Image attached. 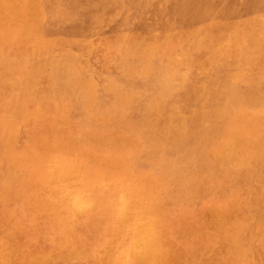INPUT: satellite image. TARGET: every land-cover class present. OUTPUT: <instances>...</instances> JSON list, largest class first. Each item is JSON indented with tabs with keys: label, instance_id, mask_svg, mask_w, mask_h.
<instances>
[{
	"label": "rangeland",
	"instance_id": "1",
	"mask_svg": "<svg viewBox=\"0 0 264 264\" xmlns=\"http://www.w3.org/2000/svg\"><path fill=\"white\" fill-rule=\"evenodd\" d=\"M0 10V264H264V0Z\"/></svg>",
	"mask_w": 264,
	"mask_h": 264
},
{
	"label": "bare ground",
	"instance_id": "2",
	"mask_svg": "<svg viewBox=\"0 0 264 264\" xmlns=\"http://www.w3.org/2000/svg\"><path fill=\"white\" fill-rule=\"evenodd\" d=\"M13 1H14V0H13ZM34 1H35V0H34ZM16 2H17V0H16ZM11 4H14V3L12 2ZM17 5L19 6V4H17ZM28 5H29V4H28ZM14 7H15V6H14ZM11 8H13V7L11 6ZM11 8H10V9H11ZM18 8H19V7H18ZM1 9H2V8H1ZM19 9H20V8H19ZM19 9H18V10H19ZM7 11H8V10H7ZM0 12H1V10H0ZM20 12H21V11H20ZM5 13H6V12H5ZM0 15H1V14H0ZM7 15L9 16V14H7ZM10 16H11V15H10ZM25 17H26V14H25ZM12 19H13V18H12ZM9 20H10V19H9ZM14 20H15V19H14ZM17 20H18V19H17ZM0 21H2V19H1ZM5 22H6V21H5ZM7 22H8V21H7ZM24 22H25V20H24ZM28 23H29V22H28ZM9 24H10V23H9ZM32 24L35 25V23H34L33 21H32ZM2 25H3V24H2ZM24 25H25V23H24ZM27 25H28V24H27ZM29 25H30V24H29ZM34 25H33V26H34ZM21 26H22V24H21ZM14 27H15V26H14ZM23 27H25V26H23ZM6 28H7V27H6ZM16 28H17V27H16ZM25 28H26V27H25ZM27 28H28V27H27ZM12 29H13V28H12ZM14 29H15V28H14ZM22 29H23V28H22ZM19 30H20V29H19ZM24 30H25V29H24ZM29 30H31V28H30ZM4 31H6V30H4ZM22 31H23V30H22ZM1 33H3V32H1ZM18 33H19V32H18ZM12 34H13V33H12ZM20 34H24V33H20ZM3 35H4V34H3ZM16 35H18V34H15L14 36H16ZM25 35H27V33H25ZM19 36H20V35H19ZM27 36H28V35H27ZM5 37H6V36H5ZM9 37H10V35H9ZM17 38H18V37H17ZM7 39H8V37H7ZM15 39H16V38H15ZM19 39H20V38H19ZM19 39L17 40L18 42H19ZM25 40H26V39H25ZM29 41H30V40H29ZM14 43H15V42H14ZM24 43H25V42H24ZM15 44H16V43H15ZM17 44H18V43H17ZM21 44H23V43H21ZM27 44H28V43H27ZM18 46H20V45L18 44ZM12 47H13V46H12ZM16 47H17V46H16ZM17 48H18V47H17ZM5 49H6V48H5ZM12 50H14V49L12 48ZM5 51H6V50H5ZM15 51H16V50H15ZM3 53H4V50H3ZM7 58H8V57H7ZM10 58H11V57H10ZM8 59H9V58H8ZM38 111H39V110H38ZM36 112H37V111H36ZM36 112H35V113H36ZM41 112H42V111H41ZM24 113H25V112H24ZM28 113H30V112H27V114H28ZM31 113H32V112H31ZM53 113H54V112H53ZM27 114H26V115H27ZM32 114H33V113H32ZM32 114H31V115H32ZM43 114H44V113H43ZM31 115H30V116H31ZM64 115H65V114H64ZM246 115H247V114H246ZM28 116H29V115H28ZM51 116H52V115H51ZM57 116H58V115H57ZM60 116H61V115H60ZM106 116H107V115H106ZM242 116H243V115H242ZM247 116H248V115H247ZM257 116H258V115H257ZM49 117H50V116H49ZM114 117H115V115H114ZM238 117H239V115H238ZM245 117H246V116H245ZM22 118H23V116H22ZM28 118H29V117H28ZM28 118H27V119H28ZM41 118H42V116H41ZM46 118H47V117H46ZM255 118H256V117H255ZM24 119H25V118H24ZM38 119H39V118H38ZM44 119H45V118H44ZM48 119H50V118H48ZM52 119H53V118H52ZM56 119H57V118H56ZM59 119H60V118H59ZM62 119H63V118H61V120H62ZM244 119H245V118H244ZM260 119H261V117H260ZM32 120H33V119H32ZM42 120H43V119H41V121H42ZM54 120H55V118H54ZM54 120H53V123H56V124H57V122H54ZM57 120H58V119H57ZM57 120H56V121H57ZM61 120H60V121H61ZM63 120H64V119H63ZM85 120H86V119H85ZM89 120H90V119H89ZM89 120H88V121H89ZM98 120H99V117H98ZM237 120H238V119H237ZM240 120H241V119H240ZM258 120H259V119H258ZM28 121H29V119H28ZM35 121H36V120H35ZM46 121L49 122L47 119H46ZM86 121H87V120H86ZM246 121H248L247 118H246ZM251 121H254V120L251 119ZM12 122H13V121H12ZM26 122H27V120H26ZM26 122H24V123H26ZM33 122H34V121H33ZM42 122H45V121H42ZM255 122H256V121H254V123H255ZM27 123H29V122H27ZM30 123H31V122H30ZM88 123H89V122H88ZM112 123H113V122L111 121V124H112ZM258 123H259V122H258ZM262 123H263V122H262ZM11 124H12V123H11ZM42 124H43V123H42ZM48 124H49V123H48ZM89 124H90V123H89ZM98 124H99V123H98ZM109 124H110V123H109ZM125 124H126V123H125ZM243 124H245V123L243 122ZM252 124H253V123H252ZM263 124H264V123H263ZM12 125H13V124H12ZM28 125H30V124H28ZM28 125H27V127H28ZM43 125H44V124H43ZM49 125H51V124H49ZM59 125H60V124H59ZM100 125H102V124H100ZM107 125H108V124H107ZM104 126H105V125H104ZM123 126H124V125H122V127H123ZM248 126H249V125H248ZM250 126H251V125H250ZM253 126H254V125H253ZM13 127H14V125H13ZM36 127H37V126H36ZM51 127H52V126H51ZM97 127H98V126H97ZM100 127H102V126H100ZM124 127H125V126H124ZM260 127H261V125H260ZM260 127H259V129H260ZM48 128H50V126H49ZM53 128H54V127H52V129H53ZM55 128H56V125H55ZM120 128H121V126H120ZM251 128H252V127H251ZM255 128H257V127H255ZM261 128H262V127H261ZM11 129H12V128H11ZM121 129H122V128H121ZM123 129H124V128H123ZM125 129H126V128H125ZM116 130H117V129H116ZM253 130H254V129H253ZM32 131H33V130H32ZM53 131H54V130H53ZM86 131H87V130H86ZM89 131H90V130H89ZM96 131H97V130H96ZM249 131H250V130H249ZM251 131H252V130H251ZM257 131H258V130H257ZM262 131H263V129H262ZM262 131H261V132H262ZM56 132H57V131H56ZM92 132H93V131H92ZM112 132H113V131H112ZM112 132H111V133H112ZM116 132H117V131H116ZM116 132H115V133H116ZM118 132H119V130H118ZM240 132H241V131H240ZM240 132H239V133H240ZM52 133H55V131L52 132ZM96 133H97V132H96ZM111 133H110V134H111ZM234 133L236 134L237 132L234 131V132H232L230 135L233 136L232 134H234ZM104 134H105V133H104ZM117 134H118V133H117ZM119 134H120V133H119ZM241 134H242V133H241ZM245 134H246V133H245ZM245 134H244V135H245ZM254 134H255V133H254ZM254 134H253V135H254ZM97 135H98V133H97ZM105 135H106V134H105ZM105 135H104V137H105ZM236 135H238V133H237ZM256 135H257V134H256ZM258 135H259V134H258ZM91 136H92V135H91ZM91 136H90V137H91ZM93 136H94V133H93ZM100 136H101V135H100ZM102 136H103V135H102ZM108 136H109V135H108ZM108 136H106V137H108ZM111 136H114V134H113V135L111 134ZM118 136H119V135H118ZM120 136H121V135H120ZM231 136H230V137H231ZM239 136H240V135H239ZM239 136H238V137H239ZM254 136H255V135H254ZM254 136H251V137H254ZM82 137H83V136H82ZM98 137H99V135H98ZM121 137H123V136H121ZM240 137H241V136H240ZM80 138H81V137H80ZM95 138H96V137L94 136V139H95ZM99 138H101V137H99ZM99 138H98V140H99ZM116 138H117V137H116ZM228 138H229V136H228ZM228 138H227V139H228ZM231 138H232V137H231ZM244 138H245V137H244ZM247 138H248V137H247ZM108 139H109V138H108ZM108 139H106V140H108ZM113 139L115 140V138H113ZM126 139H127V137H126ZM128 139H129V138H128ZM224 139H225V138H224ZM34 140H35V139H34ZM61 140H62V139H60V141H61ZM85 140H86V138H85ZM87 140H89V139H87ZM98 140H97V141H98ZM100 140H102V139H100ZM114 140L112 141L113 143H114ZM129 140H130V139H129ZM228 140H229V139H228ZM36 141H37V140H36ZM78 141H81V140L78 139ZM82 141H83V140H82ZM92 141H96V139H95V140H92ZM97 141H96V142H97ZM229 141H230V140H229ZM237 141H239L238 138H237ZM237 141H236V142H237ZM240 141H242V140H240ZM240 141H239V142H240ZM72 142H73V141H72ZM72 142H71V143H72ZM100 142H101V141H99V143H100ZM186 142H187V141H186ZM226 142H228V141H226ZM226 142H225V143H226ZM233 142H234V141H233ZM245 142H246V141H245ZM71 143H70V144H71ZM79 143H83V142H79ZM85 143H86V141H85ZM90 143H92V142H90ZM94 143H95V142H94ZM253 143H257V142L254 141ZM62 144H64V143H62ZM74 144H75V143H74ZM97 144H98V143H97ZM100 144H101V143H100ZM104 144H105V145H103V146H106V143H104ZM233 144H234V143H233ZM76 145H78V143H77ZM113 145H114V144H113ZM113 145H111V146H113ZM118 145H119V144H118ZM118 145H117V146H118ZM128 145H130V144H129V141H128ZM223 145L225 146V144H223ZM227 145H229V144H227ZM241 145H242V144H241ZM256 145H257V144H256ZM256 145H255V146H256ZM70 146H71V145H70ZM114 146H115V145H114ZM117 146H116V147H117ZM119 146H120V145H119ZM119 146H118V147H119ZM244 146L246 147V145H244ZM62 147H63V146H62ZM62 147H61V149L63 150ZM78 147H79V146H78ZM78 147H77V148H78ZM132 147H133V145L131 146V148H132ZM134 147H135V144H134ZM140 147H141V146H140ZM140 147H139V148H140ZM245 147H244V149H247V148H245ZM249 147L252 149L251 146H249ZM249 147H248V149H249ZM122 148H124V145L122 146ZM122 148H121V149H122ZM221 148H224V147H220L219 149L221 150ZM236 148H237V147H236ZM241 148H242V146L240 147V149H241ZM262 148H263V146H262ZM106 149H107V148H106ZM116 149H118V148H116ZM256 149H257V148H256ZM263 149H264V148H263ZM57 150H58V149H57ZM253 150H254V148H253ZM258 150H259V149H258ZM258 150H257V151H258ZM41 151H42V150H41ZM58 151H59V150H58ZM64 151H65V150H64ZM124 151H125V150H124ZM223 151H225V150H223ZM226 151H227V150H226ZM234 151H235V150H234ZM238 151H240V150L238 149ZM238 151H236V154H237V153H238V155H241V154H242V156H243V152H242L241 154H239ZM241 151H243V149H242ZM244 151H245V150H244ZM212 152H213V151H212ZM227 152H229V150H228ZM227 152H226V153H227ZM246 152H247V151H246ZM248 152H249V151H248ZM60 153H61V152H60ZM210 153H211V152H210ZM214 153H215V152H214ZM219 153H220V152H219ZM255 153H256V152H255ZM62 154H63V153H62ZM249 154H250V153H249ZM253 154H254V153H253ZM12 155H13V154H12ZM12 155H11V156H12ZM209 155H210V154H209ZM8 156H9V155H8ZM8 156H7V157H8ZM252 156H253V155H252ZM254 156H255V155H254ZM254 156H253V158H254ZM259 156H260V155H259ZM9 157H10V156H9ZM32 157H33V156H32ZM112 157H114V156H112ZM112 157H111V158H112ZM229 157H230V156H229ZM250 157H251V155H250ZM210 158H211V156H210ZM212 158H213V157H212ZM215 158H216V156L214 157V159H215ZM236 158H237V157H236ZM7 159H8V158H7ZM220 159H221V158H220ZM229 159H232V158H229ZM245 159H246V157L244 158V160H245ZM256 159H257V154H256ZM31 160H32V158H31ZM234 160H236V159H234ZM252 160H253V159H252ZM257 160H258V159H257ZM261 160H262V159H261ZM214 161H215V160H214ZM218 161H219V160H218ZM228 161H229V160H228ZM228 161H226V162L229 163L230 161H229V162H228ZM231 161H232V160H231ZM258 161H259V160H258ZM23 162H24V161H23ZM29 162H30V161H29ZM237 162H238V161H237ZM31 163H32V162H31ZM215 163H218V162H215ZM261 163H262V162H261ZM261 163H260V164H261ZM263 163H264V162H263ZM218 164H221V165H222V163H218ZM218 164H217V165H218ZM231 164H233V163L231 162ZM249 164H250V163H249ZM252 164H253V163H251V166H252ZM256 164H257V162H256ZM221 165H220V166H221ZM237 165H238V164H237ZM253 165H254V164H253ZM25 166H26V165H25ZM62 166H63V165H62ZM65 166H66V165H65ZM70 166H71V165H70ZM224 166H226V165H224ZM227 166H228V165H227ZM247 166H248V165H247ZM41 167H43V164H42ZM45 167H46V166H45ZM109 167H110V166H109ZM248 167H249V166H248ZM260 167H261V166H260ZM63 168H64V167H63ZM63 168H61V169L64 171L65 169H63ZM69 168H71V167H69ZM110 168H111V167H110ZM257 168H258V166H257ZM67 169H68V168H67ZM75 169H76V167L74 168V170H75ZM258 169H259V168H258ZM42 170H43V169H42ZM47 170H48V169H47ZM57 170H58V168H57ZM235 170H237V169H235ZM260 170H261V169H260ZM12 171H13V170H12ZM66 171H67V170H66ZM204 171H205V170H204ZM263 171H264V170H263ZM76 172H77V171H76ZM78 172H79V170H78ZM208 172H209V171H208ZM15 173H16V172H15ZM60 173H61V172H60ZM73 173H74V172H73ZM201 173H202V172H201ZM42 174H43V173H42ZM65 174H66V173H64V175H65ZM62 175H63V173H62ZM71 175H72V174H71ZM74 175H76V174H74ZM202 175H203V174H202ZM202 175H201V176H202ZM188 176H189V175H188ZM81 177H82V176H81ZM112 177H114V176H112ZM204 177H205V176H204ZM35 178H36V177H35ZM37 178H38V177H37ZM58 178H60V177H58ZM198 178H199V177H198ZM31 179H32V178H31ZM38 179H39V178H38ZM38 179H37V180H38ZM46 179H47V178H46ZM24 180H25V178H24ZM49 180H50V179H49ZM43 181H44V179H43ZM72 181H73V180H72ZM196 181H197V179H196ZM38 182H39V181H38ZM62 182H63V181H62ZM24 183L26 184V182H24ZM40 183H41V182H40ZM42 183H44V182H42ZM44 184H45V183H44ZM46 184H47V183H46ZM70 184H71V183H70ZM51 185H52V184H51ZM58 185H59V184H57V186H58ZM67 185H69V184H67ZM72 185H73V184H72ZM28 186H29V185H28ZM40 186H41V184H40ZM31 187H32V186H31ZM34 187H35V186H34ZM45 187H46V186H45ZM47 187H48V186H47ZM53 187H55V186H53ZM73 187H74V186H73ZM127 187H128V186H127ZM63 188H64V187H63ZM78 188H79V187H77V189H78ZM128 188H129V187H128ZM22 189H23V188H22ZM42 189H43V188H42ZM46 189H47V188H46ZM50 189H52V188H50ZM55 189H56V188H55ZM58 189H59V188H58ZM64 189H65V188H64ZM67 189H68V187H67ZM74 189H75V188H74ZM74 189H73V190H74ZM117 189H118V188H117ZM125 189H126V187H125ZM129 189H130V188H129ZM133 189H134V188H133ZM52 190H54V189H52ZM59 190H60V189H59ZM123 190H124V189H123ZM130 190H131V189H130ZM136 190H137V189H136ZM6 191H7V190H6ZM19 191H20V190H19ZM32 191H33V190H32ZM43 191H44V189H43ZM61 191H62V189H61ZM78 191H79V189H78ZM124 191H125V190H124ZM134 191H135V190H134ZM143 191H145V190H143ZM0 192H1V191H0ZM13 192H14V191H13ZM34 192H35V191H34ZM40 192H42V191H39L38 193H40ZM59 192H60V191H59ZM141 192H142V191H141ZM149 192H150V191H149ZM149 192H148V193H149ZM5 193H6V192H5ZM5 193H3V194H5ZM8 193H9V192H8ZM44 193H45V192H44ZM73 193H74V192H73ZM77 193H78V192H77ZM77 193H76V194H77ZM114 193H115V192H114ZM130 193H131V192H130ZM132 193H133V192H132ZM136 193L138 194V192H136ZM148 193H147V195H148ZM1 194H2V193H1ZM10 194H12V193H10ZM46 194H47V193H46ZM145 194H146V193H145ZM36 195H37V194H36ZM39 195H40V194H39ZM74 195H75V193H74ZM79 195H80V194H79ZM147 195H146V196H147ZM13 196H14V193H13ZM105 196H106V195H105ZM112 196L115 197L114 194H113ZM148 196H150V195H148ZM25 197H26V196H25ZM40 197H41V196H40ZM108 197H109V196H108ZM108 197H107V198H108ZM110 197H111V196H110ZM125 197H127V196H125ZM138 197H144V196L142 195V196H138ZM5 198H8V197H5ZM13 198H14V197H13ZM13 198H12V199H13ZM30 198H31V196H30ZM102 198H103V197H102ZM104 198H105V197H104ZM115 198H116V197H115ZM158 198H159V197H158ZM10 199H11V198H10ZM40 199H41V198H40ZM40 199H39V201H40ZM93 199H94V198H93ZM110 199H111V198H110ZM112 199H114V198H112ZM138 199H139V198H138ZM5 200H6V199H5ZM37 200H38V198H37ZM94 200H95V199H94ZM106 200H107V199H105V201H106ZM127 200H128V199H127ZM6 201H7V200H6ZM9 201H10V200H9ZM35 201H36V199H35ZM41 201H43V200L41 199ZM103 201H104V200H103ZM103 201H101V202H103ZM128 201H129V200H128ZM30 202H31V201H30ZM28 203H29V202H28ZM103 203H105V202H103ZM141 203H142V202H141ZM159 203H160V202H159ZM6 204H7V203H6ZM6 204H5V205H6ZM39 204H40V202L38 203V205H39ZM57 204L60 205L59 203H57ZM64 204H65V203H64ZM138 204H139V203H138ZM33 205H35V204H33ZM38 205H37V206H38ZM61 205H62V204H61ZM107 205H108V204H107ZM109 205H110V203H109ZM115 205H116V203H115ZM143 205H144V204H143ZM41 206H42V205H41ZM111 206H112V205H111ZM118 206H119V204H118ZM134 206H135V204H134ZM4 207H5V206H4ZM53 207H54V206H53ZM58 207H59V206H58ZM104 207H106V206H104ZM104 207H103V208H104ZM107 207H108V206H107ZM147 207H148V206H147ZM38 208H39V206H38ZM139 208H141V207H139ZM35 209H37V208L34 207V210H35ZM68 209H70V208H68ZM56 210H57V209H56ZM95 210H96V209H95ZM98 210H99V209H98ZM103 210H104V209H103ZM38 211H39V210H38ZM49 211H50V210H48V212H49ZM53 211H54V210H53ZM116 211H117V210H116ZM135 211H136V209H135ZM135 211H134V212H135ZM39 212H41V211H39ZM50 212H51V211H50ZM50 212H49V213H50ZM99 212H100V211H99ZM112 212H114V210L111 211V214H113ZM4 213H5V212H4ZM45 213L47 214V211H46ZM51 213H52V212H51ZM102 213H104V212H102ZM117 213H118V212H117ZM117 213H114V214H117ZM1 214H2V213H1ZM40 214H42V213H40ZM55 214H56V213H55ZM105 214L107 215L108 213H106V211H105ZM5 215H6V214H5ZM7 215L9 216L8 213H7ZM47 215H48V214H47ZM96 215H97V214H96ZM51 216H52V214H51ZM65 216H66V215H65ZM91 216H92V215H91ZM102 216H103V215H102ZM110 216H112V215H110ZM1 217H2V216H1ZM1 217H0V218H1ZM89 217H90V216H89ZM158 217H159V216H158ZM11 218H12V216H11ZM13 218H14V217H13ZM63 218H64V217H63ZM71 218H72V217H71ZM74 218H75V217H74ZM81 218H82V217H81ZM86 218H87V217H86ZM107 218H110V217H107ZM9 219H10V218H9ZM9 219H8V220H9ZM97 219H98V218H97ZM1 220H2V219H1ZM69 220H70V218H69ZM71 220H72V219H71ZM93 220H94V219H93ZM4 221H5V220H4ZM24 221H25V220H24ZM85 221H86V220H85ZM85 221H83V222H85ZM87 221H88V219H87ZM89 221H90V220H89ZM95 221H97V220H95ZM1 222H2V221H1ZM7 222H8V221H7ZM26 222H27V221H26ZM30 222H31V221H30ZM30 222H29V223H30ZM73 222H74V221H73ZM83 222H82V223H83ZM107 222H109V220H108V221H105V223H107ZM161 222H162V221H161ZM68 223L70 224V222H68ZM89 223H90V222H89ZM89 223H87V224H89ZM101 223H102V221L100 222V224H101ZM158 223H159V222H158ZM1 224H2V223H1ZM17 224H18V223H17ZM35 224H36V223H35ZM73 224H74V223H73ZM85 224H86V223H85ZM107 224H109V223H107ZM110 224H111V223H110ZM160 224H162V223H160ZM160 224H159V225H160ZM20 225H21V224H20ZM66 225L69 226L68 224H66ZM70 225H71V224H70ZM92 225H93V224H92ZM226 225H227V224H226ZM228 225H230V224H228ZM14 226H15V225H14ZM36 226L38 227L37 224H36ZM71 226H72V225H71ZM88 226H89V225H88ZM102 226H106V225H102ZM3 227H4V226H3ZM20 227H22V226H20ZM72 227H75V225L72 226ZM72 227H71V229H72ZM86 227H87V226H86ZM229 227H230V226H229ZM90 228H91V227H90ZM165 228H166V227H165ZM5 229H7V228L5 227ZM38 229H39V228H38ZM158 229H159V228H158ZM167 229H168V228H167ZM218 229H219V228H218ZM42 230H43V229H42ZM74 230H75V229H74ZM168 230H169V229H168ZM208 230H209V229H208ZM22 231H23V229H22ZM71 231H72V230H71ZM9 232H10V231H9ZM72 232H73V231H72ZM13 233H14V231H13ZM26 233H27V232H26ZM31 233H32V232H31ZM31 233H30V234H31ZM168 233H169V232H168ZM14 234H15V233H14ZM206 234H207V233H206ZM208 234H209V233H208ZM227 234H228V233H227ZM72 235H73V234H72ZM24 236H25V234H24ZM28 236H29V235H28ZM28 236H27L26 238H28ZM31 236H32V234H31ZM168 236H169V235H168ZM210 236H211V235H210ZM210 236H209V237H210ZM1 237H3V236H1ZM19 238H20V237H19ZM153 238H154V236H152L151 234L144 233V232H139V233H138L137 238H136V239H137V242H136L137 244H136V245H137V247H138V249H139V251H140V253H141L142 256H151V255H154V249H153V245H152V242H151V240H152ZM169 238H170V237H169ZM8 239H9V238H8ZM8 239H7V241H8ZM21 239H22V238H21ZM23 239H24V238H23ZM23 239H22V240H23ZM30 239H31V238H30ZM30 239H29V240H30ZM56 239H57V238H56ZM98 239H99V238H98ZM98 239H97V240H98ZM9 240H11V239H9ZM33 240H34V239H33ZM33 240H32V241H33ZM16 241H17V240H16ZM16 241L14 240V242H16ZM26 241H27V240H26ZM26 241H25V242H26ZM8 242H9V241H8ZM8 242H7V243H8ZM14 242H13V244H14ZM21 242H24V241H21ZM95 242H96V241H95ZM10 243H12V242L10 241ZM46 243H47V242H46ZM24 244H25V243H24ZM26 244H27V243H26ZM26 244L24 245L25 248H26ZM11 245H12V244H11ZM16 245H17V244H16ZM21 245H22V244H21ZM29 245H30V244H29ZM7 246H8V244H7ZM86 246H87V245H86ZM91 246H92V245H91ZM13 247H14V246H13ZM28 247H29V246H28ZM31 247H33V245H32ZM9 248L11 249V246H10ZM14 248H16V247H14ZM10 249H9V250H10ZM21 249H22V247H21ZM27 249H28V248H27ZM11 250H13V249H11ZM23 250H24V249H23ZM25 250H26V249H25ZM31 251H32V250H31ZM15 252H18V251L15 250ZM20 252H21V251H20ZM20 252H18V254H19ZM23 252H26V251H23ZM91 252H92V251H90V252H89V251L86 252V250H85L86 255H87V253H88V257H90V256H89V253H91ZM10 254H11V253H10ZM12 254H13V253H12ZM29 254H30V253H29ZM19 255H20V254H19ZM86 255H85V256H86ZM14 256H15V255H14ZM28 257H29V256H28ZM88 257H87V258H88ZM90 258H92V256H91ZM88 259H89V258H88ZM95 260H96V259H95ZM10 261H11V260L9 259V262H10ZM90 261H91V260H90ZM92 262H93V261H92ZM94 262H96V261H94ZM10 263H11V262H10ZM13 263H14V261H13ZM136 263H137V262H136ZM8 264H9V263H8ZM90 264H91V263H90Z\"/></svg>",
	"mask_w": 264,
	"mask_h": 264
}]
</instances>
